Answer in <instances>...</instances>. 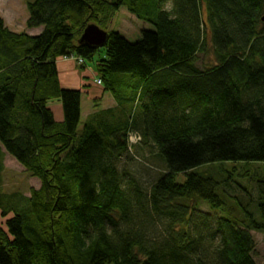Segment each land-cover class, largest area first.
Returning a JSON list of instances; mask_svg holds the SVG:
<instances>
[{"label":"trees","instance_id":"trees-1","mask_svg":"<svg viewBox=\"0 0 264 264\" xmlns=\"http://www.w3.org/2000/svg\"><path fill=\"white\" fill-rule=\"evenodd\" d=\"M26 7L39 35L15 34L0 18V176L9 157L40 187L27 198L0 196V264H256L264 180L252 182L254 201L249 185L198 170L264 164V0ZM120 8L153 31L135 43L110 32L101 49L79 44L88 26L105 31ZM210 53L212 62L198 66ZM98 55L100 84L121 109L95 112L80 129L81 93L61 88L56 64L73 58L85 67ZM55 101L62 122L49 108ZM130 131L163 165L146 189L117 169L137 149Z\"/></svg>","mask_w":264,"mask_h":264},{"label":"rangeland","instance_id":"rangeland-1","mask_svg":"<svg viewBox=\"0 0 264 264\" xmlns=\"http://www.w3.org/2000/svg\"><path fill=\"white\" fill-rule=\"evenodd\" d=\"M34 0H0V18L3 20L5 26L13 30L15 34H28L27 21L29 19L27 4ZM203 12V16H204ZM142 31H153L150 24L139 21L136 17L128 13L127 9L120 8L111 18L105 32L118 33L122 38L130 43H135L140 40ZM99 59V55L94 62H86L84 69L81 67V62L75 59H60L57 62L58 76L60 78L61 88L68 91H79L81 93V124L79 128L88 120L93 113L111 111L121 108L117 107L113 97L104 90V86L100 84L99 76L95 71V62ZM213 57L211 53L207 57L200 58L198 66L203 63L208 64L212 62ZM126 82L130 85L135 84V79H131L128 75L123 76ZM49 108L54 115L56 122H62L63 112L59 102L55 101L49 104ZM126 120L129 122L136 115V108L132 105L127 107ZM115 111V112H116ZM128 116V117H127ZM132 135V131L129 132ZM140 138L136 136L130 141L132 144L138 145ZM139 146V145H138ZM136 150H132L129 154L123 155L117 162V169L120 175L124 178V182L130 181L137 183L141 188H149L150 184L154 182L159 175L163 174V165L149 154L150 150L141 146ZM212 171L217 174H224L231 176V181L234 185L247 186L251 194V200L256 199V189L252 182L264 180V164L262 163H224L215 165L211 168H203L198 172ZM178 182L183 181V177H178ZM256 185V184H255ZM40 183L36 179H32L17 163L11 158L5 157L4 171L0 176V196L11 195L18 193L24 198L29 197L31 188L39 189ZM238 196L241 193H235ZM242 199H244L242 197ZM247 200L245 199V202ZM250 201V200H249ZM200 211L210 213L206 203L197 204ZM220 214L219 212H217ZM217 213H212L217 214ZM227 217L225 213L222 214ZM4 223L0 219V225ZM255 241V262L256 264H264V238L260 233H252Z\"/></svg>","mask_w":264,"mask_h":264},{"label":"water","instance_id":"water-1","mask_svg":"<svg viewBox=\"0 0 264 264\" xmlns=\"http://www.w3.org/2000/svg\"><path fill=\"white\" fill-rule=\"evenodd\" d=\"M264 23V17L262 18ZM108 34L94 25L88 26L79 41L80 45H86L92 49H101L106 45Z\"/></svg>","mask_w":264,"mask_h":264},{"label":"crops","instance_id":"crops-1","mask_svg":"<svg viewBox=\"0 0 264 264\" xmlns=\"http://www.w3.org/2000/svg\"><path fill=\"white\" fill-rule=\"evenodd\" d=\"M9 30H10V29H9ZM10 31L14 33L13 30H10ZM41 31H42V29L29 30V31H28V35L36 36V35H39ZM59 60H60V59H59ZM57 62H58V61H57ZM56 66H57V64H56ZM57 71H58V70H57ZM58 75H59V74H58ZM58 78H59V76H58ZM59 83H60V78H59ZM60 86H61V83H60Z\"/></svg>","mask_w":264,"mask_h":264},{"label":"built area","instance_id":"built-area-1","mask_svg":"<svg viewBox=\"0 0 264 264\" xmlns=\"http://www.w3.org/2000/svg\"><path fill=\"white\" fill-rule=\"evenodd\" d=\"M136 137H132V136H130L129 137V143H130V141H132L133 139H135ZM132 145H134V144H132Z\"/></svg>","mask_w":264,"mask_h":264}]
</instances>
